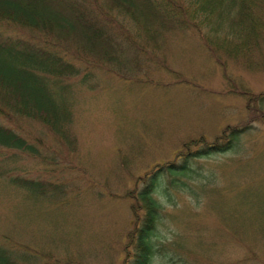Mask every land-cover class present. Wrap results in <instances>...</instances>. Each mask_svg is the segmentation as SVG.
Here are the masks:
<instances>
[{
    "label": "rangeland",
    "instance_id": "obj_1",
    "mask_svg": "<svg viewBox=\"0 0 264 264\" xmlns=\"http://www.w3.org/2000/svg\"><path fill=\"white\" fill-rule=\"evenodd\" d=\"M170 38L152 84L78 87L76 150L60 176L62 198H33L0 177V245L38 246L54 264H120L133 221L123 194L136 176L178 162L188 140L212 141L228 125L249 123L232 150L193 163L200 177L183 178L186 188H169L168 195L164 185L157 193L163 209L153 264H264V118L246 98L264 92V49L254 54L260 67L250 70L221 64L195 33ZM7 154L0 147V160ZM16 157L7 174L42 173L35 161Z\"/></svg>",
    "mask_w": 264,
    "mask_h": 264
},
{
    "label": "trees",
    "instance_id": "obj_2",
    "mask_svg": "<svg viewBox=\"0 0 264 264\" xmlns=\"http://www.w3.org/2000/svg\"><path fill=\"white\" fill-rule=\"evenodd\" d=\"M189 32L221 64L259 68L254 54L264 49V0H0V147L8 152L0 160V177L33 198H62L60 176L72 168L68 157L76 150L78 87L95 89L107 80L152 84L170 37ZM246 94L249 109L263 116L264 92ZM248 129L249 123L228 125L215 140H188L178 162L136 176L123 194L133 221L120 264H153L163 209L157 193L164 185L166 194L186 188L183 178L200 177L196 160L232 150ZM20 154L42 166L39 177L20 175L25 169L5 172ZM39 249L22 242L0 245V264H54Z\"/></svg>",
    "mask_w": 264,
    "mask_h": 264
}]
</instances>
